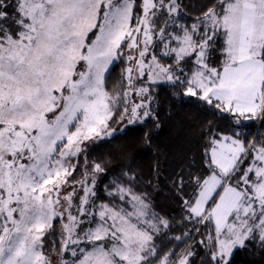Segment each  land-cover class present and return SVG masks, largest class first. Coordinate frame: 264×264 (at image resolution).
I'll return each instance as SVG.
<instances>
[{
	"label": "snow or ice",
	"instance_id": "snow-or-ice-1",
	"mask_svg": "<svg viewBox=\"0 0 264 264\" xmlns=\"http://www.w3.org/2000/svg\"><path fill=\"white\" fill-rule=\"evenodd\" d=\"M190 7L0 0V264H194L196 244L207 255L201 264H229L235 248L264 246V142L246 143L243 132L210 136L201 161L208 174L189 171L185 221L213 228L199 241L171 237L185 244L178 252L177 244L160 254L155 240L171 224L135 191L131 165L105 185L113 200L97 203L107 170L86 153L128 126L151 119L159 127L152 86L180 87L230 113L234 127L264 121V0H213L194 16ZM122 56V91H109L110 67ZM117 112L127 124L111 128ZM80 158L82 177L69 183ZM173 184L183 190V170Z\"/></svg>",
	"mask_w": 264,
	"mask_h": 264
},
{
	"label": "trees",
	"instance_id": "trees-1",
	"mask_svg": "<svg viewBox=\"0 0 264 264\" xmlns=\"http://www.w3.org/2000/svg\"><path fill=\"white\" fill-rule=\"evenodd\" d=\"M185 2L193 5L188 11L194 16L202 8L210 6L213 0H185ZM184 22L191 23L192 21L185 20ZM221 59L222 57L217 56L211 63L218 66ZM125 66L126 62L122 56L111 67L106 80L109 91H122L119 85L121 70ZM185 71L187 72L188 69L186 68ZM182 92V88L172 87L169 84L152 86L154 97L152 107L156 109L159 127L157 128L151 119L145 121L144 124L128 126L125 131L117 132L110 141H101L92 145L86 156L89 164L100 163L107 170L98 181L100 199L111 200L107 198L104 186L131 165L132 169L139 174L134 185L135 191L147 194L154 209L170 221L169 235L171 237L181 236L187 232L196 240L202 237V232L196 233L193 229L198 228L197 224L185 221L188 213L181 196L176 194L178 186L173 184V180L183 170L184 187H187L188 171L202 172L201 161L205 159L203 150L208 147V140L212 135L217 133L232 135L234 132H243L244 135L240 136V139L246 143L253 140L257 143L264 142V121L252 119L244 121L245 126L234 127V118L230 113L219 112L214 106L210 107L196 98L186 97L182 95ZM132 99L135 100V96ZM121 123L123 127L127 124V120ZM146 132L151 133L150 146L144 144V133ZM250 157L251 155L244 160L242 167ZM77 162L80 167L70 179L71 182L80 179L85 168L82 158L75 161ZM190 165L194 166L190 168ZM88 170L91 171L90 168ZM56 229L59 230L58 222ZM187 240L190 239L185 237V242ZM164 244L165 251L178 244L179 247L175 248L177 252L185 245L176 240H170ZM202 258L207 259L204 248L196 253L193 258L194 264H201ZM229 264H264V246L259 243H250L244 248L238 247Z\"/></svg>",
	"mask_w": 264,
	"mask_h": 264
},
{
	"label": "rangeland",
	"instance_id": "rangeland-1",
	"mask_svg": "<svg viewBox=\"0 0 264 264\" xmlns=\"http://www.w3.org/2000/svg\"><path fill=\"white\" fill-rule=\"evenodd\" d=\"M137 2L139 3V0H137ZM136 12H139V8H137L136 10H135ZM135 23V21H133V24ZM125 47V50H126V45L124 46ZM125 54H128L127 53V51L125 52ZM118 60H116V61H114V63H113V65L117 62ZM172 61L171 60H168V59H165L164 61H163V63H166V64H169V63H171ZM112 65V66H113ZM111 66V67H112ZM212 66H215L213 63H212ZM111 67H110V69H111ZM135 100H139V98L138 97H135ZM122 106V105H121ZM118 117H119V112H117L116 113V115H115V118H114V121L113 122H111V124H110V126H111V128H118V127H121V125L123 124V123H121V122H119V119H118ZM241 140H243V139H241ZM251 159H252V157H250L249 159H248V161L246 162V164H245V166L244 167H247L248 166V164L251 162ZM75 161L76 160H73V163H75ZM189 172V171H188ZM201 174H204V175H207L208 173H207V171H206V169L204 168V166H203V170H202V172H200ZM69 183H72L70 180H69ZM99 184L100 183H98L97 184V187H96V191H97V193H98V190H99ZM178 189V188H177ZM67 191H71V188H68V189H66ZM104 191H105V186H104ZM193 192H194V186L190 183V182H188L187 181V187H183V190L182 191H178V190H176V194L177 195H180L181 196V198H182V200L184 201V200H191L192 198H193ZM80 195H83V193L81 192L80 193ZM107 198L109 199H111V200H103V199H100L99 197H98V199H97V203H100V202H111L112 200H113V198L112 197H108L107 196ZM117 204H119L120 203V201L117 199L116 201H115ZM184 204V203H183ZM152 210L154 211V212H156L157 214H159L160 216H162V214H160V213H158L155 209H154V207H153V205H152ZM162 217H164V216H162ZM166 218V217H165ZM171 224V223H170ZM197 226H198V228H199V232H202V234H207L210 230H212V228H213V224L212 223H206V224H197ZM59 231V230H58ZM164 233H166V235L164 234ZM197 233V232H196ZM195 233V234H196ZM194 234V235H195ZM193 235V236H194ZM192 237V236H191ZM202 239H204V235H202V237H199V239H196L195 241H199V240H202ZM171 240V236L169 235V229H165V230H163V232L160 234V235H158V237L156 238V240H155V243H156V245H157V247L160 249V254L161 255H163V253L164 252H167V251H165V244H164V242H169ZM178 243H180V241H178ZM186 243H193V241L190 239L189 241L187 240L186 241ZM185 246V245H184ZM201 248H203V246L202 245H199V244H196L195 245V247L193 248V251H195L196 253L197 252H199V250L201 249ZM238 248V247H237ZM237 248H235L234 250H233V253H234V251L237 249ZM176 251V250H175ZM233 253H232V255H233ZM232 255H231V257H232ZM231 257H230V259H231Z\"/></svg>",
	"mask_w": 264,
	"mask_h": 264
}]
</instances>
